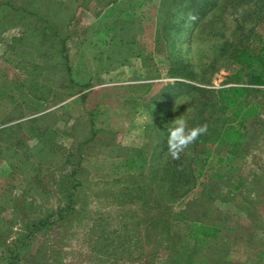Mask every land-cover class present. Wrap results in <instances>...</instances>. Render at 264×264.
<instances>
[{
	"label": "rangeland",
	"instance_id": "rangeland-1",
	"mask_svg": "<svg viewBox=\"0 0 264 264\" xmlns=\"http://www.w3.org/2000/svg\"><path fill=\"white\" fill-rule=\"evenodd\" d=\"M263 28L264 0H0V264H200L191 220L222 231L202 251L264 264V85L235 156L195 141L172 159L166 131L215 115Z\"/></svg>",
	"mask_w": 264,
	"mask_h": 264
},
{
	"label": "trees",
	"instance_id": "trees-1",
	"mask_svg": "<svg viewBox=\"0 0 264 264\" xmlns=\"http://www.w3.org/2000/svg\"><path fill=\"white\" fill-rule=\"evenodd\" d=\"M247 50H251L252 53H247ZM235 53H239V49L236 48ZM241 53L242 55L239 54L238 57L244 63V66L234 75L233 82L235 84L225 85L216 90L218 103L215 115L204 120L203 124H207V132L200 135L196 140L197 144H201L203 148L207 145H228L230 148L229 152L233 154L232 156H235L239 149L246 148V143L249 140L248 123L260 115L261 102L259 100H251L250 95L252 91L257 90L254 89L253 85H264V28L252 35L250 43L244 47ZM256 63L263 65L262 71L251 74V70L254 69ZM178 70V68L173 67L171 74H180ZM245 75L249 77L248 82L239 84ZM184 84L183 82H175L170 86L172 88L171 91L179 90ZM136 87H144L149 91L152 88V84L143 83L138 84ZM93 118L95 119V117ZM143 151V149H134L131 152L126 163L130 171H140L145 167L147 160L143 156ZM201 153L207 155V157L201 160L197 172L199 176H205L207 167H213V165H211V161H208L209 151L203 149ZM218 160L224 162L222 157ZM189 226L190 229L181 247L188 259L192 260L196 257L198 258L197 263L200 264H205L206 260L210 262L209 264L234 263V261L227 259L228 256L225 253L228 254V248L226 247L225 249V246H218L211 255L206 251H202L204 246L207 245L208 247L209 244L213 243L215 246L217 240L220 239L222 231L218 225L205 223L200 220H191ZM258 254L257 264H259L263 253L260 252Z\"/></svg>",
	"mask_w": 264,
	"mask_h": 264
},
{
	"label": "clouds",
	"instance_id": "clouds-1",
	"mask_svg": "<svg viewBox=\"0 0 264 264\" xmlns=\"http://www.w3.org/2000/svg\"><path fill=\"white\" fill-rule=\"evenodd\" d=\"M262 90H264V87H262ZM166 131L168 155L171 156L172 159H179L181 153H183L189 145L194 143L200 135L206 134L207 124L190 126L188 118L181 115L168 124Z\"/></svg>",
	"mask_w": 264,
	"mask_h": 264
},
{
	"label": "crops",
	"instance_id": "crops-1",
	"mask_svg": "<svg viewBox=\"0 0 264 264\" xmlns=\"http://www.w3.org/2000/svg\"><path fill=\"white\" fill-rule=\"evenodd\" d=\"M73 86V85H72Z\"/></svg>",
	"mask_w": 264,
	"mask_h": 264
}]
</instances>
